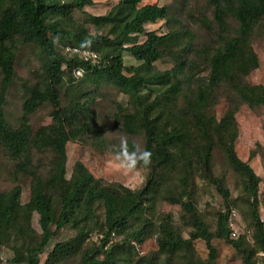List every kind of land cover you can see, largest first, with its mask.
<instances>
[{"label": "trees", "instance_id": "1", "mask_svg": "<svg viewBox=\"0 0 264 264\" xmlns=\"http://www.w3.org/2000/svg\"><path fill=\"white\" fill-rule=\"evenodd\" d=\"M6 1L0 0V145L11 159L18 161L19 171L29 175L32 180L31 197L26 204L21 202V184L8 192H0V246L6 242L14 244L13 261L16 264H56L60 258L68 256L77 248L81 238L87 235L85 228L80 226L79 214L91 211L92 206L100 202L105 207V230L100 234V245L93 252L86 251L83 258L75 264H127L124 254L116 250L130 246L131 239L141 241V233L145 231L129 233L123 244L117 243L106 248L107 244L116 234L128 229L131 219L155 192L156 179L149 181L148 186L142 190H132L122 184L97 178L82 161L75 163L73 176L68 179L67 143L91 130V119L87 118L91 101H73L63 107L61 92L67 77L69 80L85 76L91 79L98 77L97 80L106 78L117 83L136 100L149 86H159L164 91L157 96L156 105L168 109V104L181 91L177 76L184 64L181 63L174 70L153 71L154 63L161 59L175 33L160 35L146 30L148 23L167 19L168 8L157 4H143L144 0H120L108 14L91 18L96 27H109V33L91 35L85 27L71 30L66 29L63 23L71 18L73 7L82 9L91 5L92 0ZM212 3L220 29L227 36L223 37V46L210 55L209 76L199 80L195 97L188 99L185 114L193 112L200 134L205 140V144L199 149L202 167L212 173L214 138L218 136L231 166L245 178L244 189L251 197L256 246H249L244 237L230 239L228 215L225 213L219 216L216 235L225 238L242 253L243 264H264V221L258 212L259 178L253 168L236 154V109H229L219 124L204 113L215 89L226 81L233 82L240 101L251 107L264 105V87L234 82L237 74H246L258 67V56L250 45V37L264 19V0H212ZM228 14L238 23L236 33L232 35L228 34ZM54 18L56 20L52 21ZM138 34H144L146 39L137 42L135 37ZM19 43H32L40 49L42 76L37 85L30 88L29 96L23 104L20 122L14 125L7 116L6 106L10 89L16 81L15 64ZM59 44H63L62 50ZM68 48L92 49L98 53L99 61H86ZM125 51L130 52L141 64L127 67L123 56ZM77 70H81L82 74L78 75ZM172 80L175 82L171 83ZM47 103L54 108L52 122L34 132L30 116ZM154 108L153 103L147 102L141 110L135 113L121 112L120 117L124 130L129 134L135 135L140 130L144 131L147 157L154 163L155 172L166 174L176 166L178 156L186 163L188 156L198 152V145H194L180 116L174 115L173 110L161 118V112L154 116ZM33 150L53 155L51 167L45 176L34 169ZM120 151L134 153L136 145L129 142ZM187 181L186 178L182 179L185 187L181 192L182 197L188 194ZM214 181L228 204V189L222 187L219 179ZM54 196L59 199L58 208ZM184 206L195 213L193 204L187 203ZM34 212L40 215V237H37L31 227ZM68 225L80 226L75 239L77 243H74V239L56 243L48 253L47 261L41 263L40 254L47 249L54 235ZM193 225L195 231L190 239H185L175 231L170 221H165L161 225L160 251L171 256L177 251L192 249L193 240L202 238L207 244L211 259L214 260L217 249L212 242L213 233L196 213ZM54 226L55 229L52 228ZM147 227L148 225L144 228ZM100 255L104 257L101 258Z\"/></svg>", "mask_w": 264, "mask_h": 264}, {"label": "rangeland", "instance_id": "2", "mask_svg": "<svg viewBox=\"0 0 264 264\" xmlns=\"http://www.w3.org/2000/svg\"><path fill=\"white\" fill-rule=\"evenodd\" d=\"M92 1L91 5H86L82 9L73 7L71 18L65 21L63 26L71 30L85 27L91 35L108 34L109 27L98 28L91 18L108 14L120 0ZM143 4H157L168 8L167 19L148 23L146 30L155 31L160 35L175 33L163 51L161 59L154 63L153 71L174 70L183 63L184 66L179 69L177 76L181 91L175 96L176 99L168 104L167 109L156 105L157 96L164 91L159 86V88L149 86L136 100L112 80L106 78L97 80L98 77L91 79L88 76L69 80L67 77L61 92L62 106H68L73 101L89 99L91 104L87 118L91 119L92 126L91 130L84 132L80 138L67 143L66 177L71 179L75 163L82 161L97 178L122 184L132 190H142L148 186L149 181L156 179L155 192L131 219L128 229L116 234L107 244L106 248H111L117 243L123 244L129 233L145 231L141 233L143 237L141 241L131 239L130 246L116 250L124 254L127 264H243L242 253L216 233L219 216L225 213L228 215L230 239L244 237L249 246H256L251 217V197L244 189L245 178L231 166L218 136L214 138L212 173L202 167L199 149L205 144V140L200 134L193 112L185 114L188 99L195 97L199 80L209 76L210 55L223 46V37L227 34L220 29L212 0H144ZM55 20L56 18L52 19ZM226 23L228 34L236 33L238 23L232 15H227ZM145 39L144 34L135 37L139 43ZM250 45L258 56V67L246 74H237L234 82L264 87V19L256 26L250 37ZM58 46L63 49V44ZM123 56L127 67L141 64L128 51H125ZM15 69L16 81L10 89L6 111L9 120L18 125L30 88L35 87L42 76V61L37 45L19 43ZM125 73L129 74L127 71ZM173 82L175 80L171 83ZM147 102L154 104V116L161 112L160 116L163 118L167 116L168 111L173 110L174 115L180 116L194 145H198V152L188 156L186 163L178 156V163L166 174L155 172L154 163L147 157L144 131L140 130L135 135L129 134L124 130L120 117L121 112L135 113L141 110ZM229 109H236L238 129L235 140L236 154L253 168L259 178L258 212L264 221V105L251 107L240 101L233 82L226 81L215 89V94L208 100L204 113L206 117L216 120V124H219ZM53 111V106L47 103L30 116L34 132L52 122ZM129 142L135 143L136 152L122 153L120 149ZM33 159L34 169L45 176L51 167L53 155L33 150ZM17 164L18 161L11 159L5 148L0 145V192H8L17 184H21V202L26 204L31 197L32 178L19 171ZM183 178L188 179V194L182 197L181 192L185 188ZM215 179H219L222 187L228 189L230 193L228 204L218 190ZM175 198L181 199V202ZM54 201L58 208L60 203L57 196H54ZM187 203L193 204L197 216L203 219L213 233L212 242L217 249L214 260L211 259L210 251L202 238L193 240L192 249L177 251L171 256L160 251L161 225L165 221H170L175 231L185 239H190L195 231L193 225L195 213L184 206ZM79 217L80 226L85 228L87 235L81 238L77 248L68 256L60 258L56 264L78 263L86 251L93 252L95 247L100 245V234L105 230L104 205L96 202L91 211L81 212ZM146 225L148 227L144 228ZM80 226L68 225L54 235L47 249L39 256L41 263L47 261L48 253L56 243L74 239L76 244L75 239ZM31 227L37 237H40L42 228L37 212L32 215ZM52 228L55 229V226ZM234 232L236 234H233ZM13 245L12 242H6L0 246V264H16L13 261L15 256Z\"/></svg>", "mask_w": 264, "mask_h": 264}, {"label": "built area", "instance_id": "3", "mask_svg": "<svg viewBox=\"0 0 264 264\" xmlns=\"http://www.w3.org/2000/svg\"><path fill=\"white\" fill-rule=\"evenodd\" d=\"M68 50L73 51L75 53H78L81 58H83L86 61L93 62V63L98 62L99 58H100L98 53L96 51L92 50V49H88V48H82V49L81 48L80 49L79 48H68ZM76 73L78 75H81L82 71L81 70H77ZM233 234H236V232H234ZM260 255H263V253H260Z\"/></svg>", "mask_w": 264, "mask_h": 264}]
</instances>
